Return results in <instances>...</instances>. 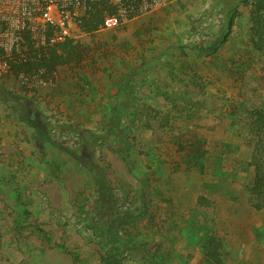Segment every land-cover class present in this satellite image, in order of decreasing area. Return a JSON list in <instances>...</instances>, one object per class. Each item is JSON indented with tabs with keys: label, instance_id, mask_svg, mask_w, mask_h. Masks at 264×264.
I'll list each match as a JSON object with an SVG mask.
<instances>
[{
	"label": "rangeland",
	"instance_id": "1",
	"mask_svg": "<svg viewBox=\"0 0 264 264\" xmlns=\"http://www.w3.org/2000/svg\"><path fill=\"white\" fill-rule=\"evenodd\" d=\"M251 2L169 0L47 57L7 59L0 264H264L249 124L251 108L264 107V58ZM39 68L46 86L18 77ZM16 99L32 101L70 154L22 122ZM108 225L103 245L89 229Z\"/></svg>",
	"mask_w": 264,
	"mask_h": 264
},
{
	"label": "built area",
	"instance_id": "2",
	"mask_svg": "<svg viewBox=\"0 0 264 264\" xmlns=\"http://www.w3.org/2000/svg\"><path fill=\"white\" fill-rule=\"evenodd\" d=\"M167 1L0 0V74L11 70L8 58L20 61L28 50L37 53L44 50V54L38 56L47 57L45 49L85 35L93 14H98L100 21L90 33H101L127 25ZM17 60L13 63L17 64ZM18 77L30 88L46 86L50 82L42 68L30 73L20 71Z\"/></svg>",
	"mask_w": 264,
	"mask_h": 264
},
{
	"label": "trees",
	"instance_id": "3",
	"mask_svg": "<svg viewBox=\"0 0 264 264\" xmlns=\"http://www.w3.org/2000/svg\"><path fill=\"white\" fill-rule=\"evenodd\" d=\"M251 13H250V25H251V37L255 40L258 45V50L260 54L264 58V0H252L251 2ZM100 21V17L98 14H93L90 18V21L86 25L85 30L91 32L97 28V25ZM67 42H71L70 40ZM48 62V58L45 60ZM45 66L51 67L48 64H44ZM18 105V114L23 123L32 127L38 136L39 139L46 141L52 145H57L61 147L64 151L70 154V151L61 143L54 141L50 135L46 131V127L44 126V122L42 121V114L38 111L34 105H32V101L29 99H16ZM249 124L250 128L255 130V134L257 139L254 141L253 153L251 156L252 162L255 167V177L257 180H262L264 184V164H259L262 160H264V107H254L251 108V112L249 113ZM83 148L80 147L82 153ZM76 160L80 165L88 166L91 171H93V166L87 162H84L77 157ZM253 163H250L252 165ZM249 164V163H248ZM247 164V165H248ZM262 171L261 173H259ZM100 187V186H99ZM101 189V188H100ZM102 190V189H101ZM117 208H112L114 218L118 217ZM100 229V228H99ZM97 227L90 228V232L92 236L97 237L98 240L103 243V245H107L110 242V228L109 225L104 229L99 230ZM73 254V253H72ZM74 260L78 262L77 255L73 254ZM113 259L110 257L108 259H104V264H120V261H112Z\"/></svg>",
	"mask_w": 264,
	"mask_h": 264
},
{
	"label": "crops",
	"instance_id": "4",
	"mask_svg": "<svg viewBox=\"0 0 264 264\" xmlns=\"http://www.w3.org/2000/svg\"><path fill=\"white\" fill-rule=\"evenodd\" d=\"M57 82V80L55 79L54 80V84ZM57 84V83H56ZM62 86V85H61ZM59 87V86H58ZM58 90V89H57ZM51 93H53V92H51ZM54 93H56V91H54ZM218 182L219 181H215L212 185L210 184V187H213V188H216V186H218L217 184H218ZM204 185H206V184H204V182H202V183H199L197 186L198 187H203ZM206 186H208V185H206ZM219 197L220 198H222V200L223 199H225L226 198V195L223 193V194H221L220 193V195H219ZM228 197V196H227Z\"/></svg>",
	"mask_w": 264,
	"mask_h": 264
}]
</instances>
